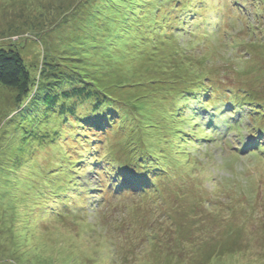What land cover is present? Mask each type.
Returning <instances> with one entry per match:
<instances>
[{
  "label": "rangeland",
  "instance_id": "1",
  "mask_svg": "<svg viewBox=\"0 0 264 264\" xmlns=\"http://www.w3.org/2000/svg\"><path fill=\"white\" fill-rule=\"evenodd\" d=\"M138 1L132 30L143 44L104 57L128 72L134 87L111 94L129 109L109 99L93 113L95 104L79 100L77 112L91 120L83 131L70 113L15 115L18 90L0 86V264H264V150L246 151L239 140L249 134L264 148V35L252 34L264 0ZM75 2L0 0V44L17 48L32 70L45 68L62 55L71 21L83 24L80 10L69 14ZM116 10L103 3L100 12ZM212 90L219 114L202 104ZM237 90L256 99L258 132L228 129L243 123L241 110L226 122ZM133 129L156 142L146 144L151 151L143 144L123 154ZM126 157H139L128 172L117 164ZM128 173L139 190L122 191Z\"/></svg>",
  "mask_w": 264,
  "mask_h": 264
},
{
  "label": "trees",
  "instance_id": "2",
  "mask_svg": "<svg viewBox=\"0 0 264 264\" xmlns=\"http://www.w3.org/2000/svg\"><path fill=\"white\" fill-rule=\"evenodd\" d=\"M102 2L109 5L110 3L114 4L117 2L119 10H116L115 15L109 14L103 16L100 12L101 5L103 4ZM230 2H233V4H231ZM158 3L159 5H167L169 7L173 6V8L181 4L177 0H158ZM228 4H231V6L235 5L237 7V2L235 1L229 0ZM138 5H140V2L138 0H98L97 2H95V0H76L74 4V6H76V9L73 12V5L71 4L72 9L69 14H71V18L78 17L80 10L82 13L79 16L80 20L78 23L83 22V24H85L73 25V21H71V27L69 29L70 31L66 32V38L63 40V43L61 42L62 40L60 41L61 47L59 49L61 50L62 55H52V62L44 63L46 67L41 68V70H32L30 65L26 63L24 56L12 44H0V86L12 90H18L19 96L17 98V101L19 107L14 111L15 115H20L23 118L25 116L29 117L34 112L39 110L40 112H44L45 115L39 114L38 117L45 116L46 120L52 121L57 115L56 112L60 116H63L66 113H70L72 116H75L76 118L78 117V121L80 120V129L84 131L86 129L84 128V124L90 122L91 120L86 118L83 114H79L82 112H77L78 108L76 107L79 106V109L81 110L80 104L77 103L79 100L85 101L82 103H86L87 109H91L92 105L95 104L93 113H97L98 111H100L104 103L109 99L114 101V103L120 104L125 107V104L119 102L117 97V99L112 98L111 93H113V90H115L119 93V95L123 96L122 94H120L122 90L118 89H123L126 87L129 89V87H134V85L129 84V78L128 76H126L128 72L126 73L122 70V68L118 67L117 60L113 59L112 61H108L105 60L104 57L110 55L111 50H113L114 52L120 51L124 56L130 55L128 47L131 45V42L133 43L132 45L134 49H137L143 44L142 40L141 42L139 41L140 37L135 38V32L134 30H132L133 28H137V24L135 23L136 19L134 20V17L136 16L135 12L133 11L135 9L132 10L131 7L135 6L137 8ZM252 5L254 6L253 2ZM81 8L84 9L81 10ZM232 11L237 12L235 9H232ZM257 12L259 11L257 10ZM93 15L96 17L97 21L94 19ZM259 17L261 19L259 22V26L256 27V29L254 30L255 32H252L254 37L256 35V31H258L260 35H264V27L260 26H264V10L260 12ZM207 25L210 26L212 24L207 23ZM74 27H76L75 36H73ZM87 33H89V35L87 36L88 38L83 39ZM89 38H92V40L90 41L91 43L85 45L84 41ZM261 45L264 47L263 43H261ZM113 47H116L120 50L115 51L114 49H111ZM139 51H137L136 53H139L140 55L141 52ZM189 67L192 68L191 65ZM69 68L71 69V74L69 73ZM73 72L77 73L78 77H74ZM41 76L42 78L40 79ZM109 80L113 81V83L114 81L120 83H114L115 85H112L113 83H111V85H108ZM231 95H237V100L233 103H229V105L226 106V108H228L226 110L229 112L233 109V112L235 113L231 112L229 120L226 122L232 121L230 119L231 116L233 117L234 114H236L240 110L243 117V111L250 114L252 112L253 114L251 115L253 117L255 116V114H259L258 112H255L256 110L254 108V103L256 101L254 99H250L249 95L245 94L244 91L237 90V93L233 92L231 93ZM213 97H215V90H212L210 92L208 96V102H202V104L204 105V107L207 106L208 109L213 107L217 112L218 108L215 104L216 100H214V104L210 103V100H213ZM137 103L138 102H136V104ZM248 105L249 109H247ZM138 107H141V105H138ZM127 109H129L128 106L125 107V110ZM116 110L117 109H113L112 111L115 112ZM218 114H215L214 117H222H219ZM173 115V113L169 114L170 117H172ZM81 117H84L85 119H82ZM108 117L110 118V115H108ZM228 125L231 126L234 124L228 123ZM81 130L78 131L77 134L79 135V138L89 139V137L82 134L83 132L81 133ZM133 130L134 131H130L129 139L131 140V143H134V145H128L127 142L121 141L123 154L127 155L130 152L136 153V146L138 147L139 145L143 144H145V146L148 147L151 151V147H149V145L147 146L146 144H150V141L152 142V140H149L148 137L141 138L144 137L142 129ZM253 130H257L258 132V127L254 128ZM55 135L57 138L61 137V135L57 131H55ZM177 135L178 133L175 135V137H178ZM128 136L129 132H127L126 137ZM177 140L182 144L183 141L181 137H178ZM152 143L156 142L153 140ZM134 146L135 149L132 148ZM110 156L113 155L110 154ZM67 157L69 158V156ZM138 158L126 157L124 161L115 163H117L122 168H125V172H128L129 169L127 168V166L129 165V163L133 160H135V163H137L136 160H138ZM114 160H116V158ZM81 163L82 165H84L83 161H81ZM63 167L66 168V166ZM67 170L71 169L68 168ZM65 171L66 170H64L63 172ZM63 172H61L60 174H63ZM120 177L121 176L117 177L115 181L119 182ZM127 177H129L128 180L131 182V184L127 187H123L122 191L124 192L127 188L129 192L136 189L139 190L140 188L138 186H136L135 189L132 185L137 183L135 174L128 173ZM74 187L79 192L83 193L86 189L78 182L74 184ZM80 197L81 196H79V198Z\"/></svg>",
  "mask_w": 264,
  "mask_h": 264
},
{
  "label": "clouds",
  "instance_id": "3",
  "mask_svg": "<svg viewBox=\"0 0 264 264\" xmlns=\"http://www.w3.org/2000/svg\"><path fill=\"white\" fill-rule=\"evenodd\" d=\"M243 114H244V113H243ZM251 114H253V113L251 112ZM251 114H250V113H247V116H249V118H251V121H250V122H251V123H254L253 120H252L254 117H253ZM244 117H245V115H244ZM253 128H254V127H253Z\"/></svg>",
  "mask_w": 264,
  "mask_h": 264
}]
</instances>
